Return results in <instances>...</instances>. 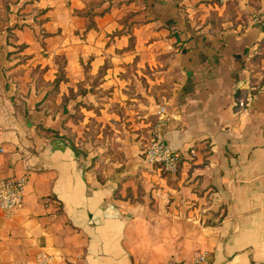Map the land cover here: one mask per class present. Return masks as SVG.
<instances>
[{
  "label": "crops",
  "instance_id": "obj_1",
  "mask_svg": "<svg viewBox=\"0 0 264 264\" xmlns=\"http://www.w3.org/2000/svg\"><path fill=\"white\" fill-rule=\"evenodd\" d=\"M260 15L264 0H0V172L26 176L0 209V264H264ZM163 104L174 173L142 154Z\"/></svg>",
  "mask_w": 264,
  "mask_h": 264
},
{
  "label": "built area",
  "instance_id": "obj_2",
  "mask_svg": "<svg viewBox=\"0 0 264 264\" xmlns=\"http://www.w3.org/2000/svg\"><path fill=\"white\" fill-rule=\"evenodd\" d=\"M232 1L235 0H219L221 3ZM256 20L263 24L264 15H260ZM173 118L164 104L157 106L156 118L151 124L147 144L142 152L145 161L152 165H158L166 173L176 172L181 159L180 153L168 146L164 139L165 131ZM2 151L3 148L0 147V152ZM25 184V175L9 177L0 172V209L7 216H10L22 205ZM36 261L38 264H63L62 260H57L44 252L36 256ZM190 264H210L207 253L204 251L194 252Z\"/></svg>",
  "mask_w": 264,
  "mask_h": 264
},
{
  "label": "trees",
  "instance_id": "obj_3",
  "mask_svg": "<svg viewBox=\"0 0 264 264\" xmlns=\"http://www.w3.org/2000/svg\"><path fill=\"white\" fill-rule=\"evenodd\" d=\"M93 24L91 22L88 23V27L92 26Z\"/></svg>",
  "mask_w": 264,
  "mask_h": 264
}]
</instances>
